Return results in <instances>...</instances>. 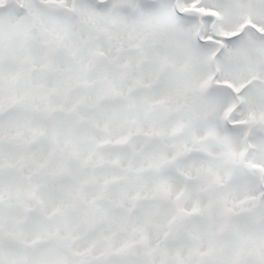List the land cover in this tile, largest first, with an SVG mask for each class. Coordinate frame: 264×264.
<instances>
[{
    "label": "snow or ice",
    "instance_id": "6c2138e0",
    "mask_svg": "<svg viewBox=\"0 0 264 264\" xmlns=\"http://www.w3.org/2000/svg\"><path fill=\"white\" fill-rule=\"evenodd\" d=\"M0 264H264V0H0Z\"/></svg>",
    "mask_w": 264,
    "mask_h": 264
}]
</instances>
